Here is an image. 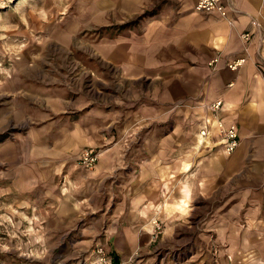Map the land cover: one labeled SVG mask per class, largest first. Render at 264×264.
<instances>
[{
  "label": "rangeland",
  "instance_id": "374dc122",
  "mask_svg": "<svg viewBox=\"0 0 264 264\" xmlns=\"http://www.w3.org/2000/svg\"><path fill=\"white\" fill-rule=\"evenodd\" d=\"M121 2L0 0V264H248L246 251L236 259L206 234L214 203L205 197L189 219L159 220L160 233L153 220L146 235L147 224H124L140 233L138 247L116 249L124 177H100L98 162L80 157L91 148L100 159L118 119L123 128L155 96V79L127 80L110 54L123 55L128 33L171 3L126 15Z\"/></svg>",
  "mask_w": 264,
  "mask_h": 264
},
{
  "label": "crops",
  "instance_id": "0c3cea01",
  "mask_svg": "<svg viewBox=\"0 0 264 264\" xmlns=\"http://www.w3.org/2000/svg\"><path fill=\"white\" fill-rule=\"evenodd\" d=\"M120 1L126 15L151 3ZM170 2L128 33L123 55L110 54L124 65L127 80L156 83L155 96L135 104L123 128L118 119V133L113 126L112 145L97 164L100 177L119 170L125 181L113 220L123 224L116 249L135 253L140 233L154 229L152 220L170 226L189 219L205 197L214 203L206 234L236 250L234 258L243 250L248 264H264V0H229L228 17L197 11L196 0ZM216 57L219 63L210 66ZM243 58L238 70L229 67ZM219 99L224 107L211 112L207 105ZM218 119L238 128L241 144L232 153ZM208 122L211 134L204 140L200 128ZM127 159L131 169L123 170ZM124 224L147 226L139 233Z\"/></svg>",
  "mask_w": 264,
  "mask_h": 264
},
{
  "label": "built area",
  "instance_id": "2783aa9c",
  "mask_svg": "<svg viewBox=\"0 0 264 264\" xmlns=\"http://www.w3.org/2000/svg\"><path fill=\"white\" fill-rule=\"evenodd\" d=\"M196 10L199 12H209V11H218L222 16L228 17L230 12V5L229 0H196ZM251 33H245L244 37L249 40L251 39ZM220 58L216 57L212 59L209 62L210 66L216 67L217 63H219ZM246 61V58L238 59L235 61L228 62L229 67L232 70H238L241 66H243V63ZM224 100L219 99L215 102H213L210 105H207L208 109L212 112H218L224 107ZM217 127L220 129V134L222 138V143L225 145L226 151L228 153H232L236 151L241 144V138L238 132V128L234 124L226 125L222 119H218L217 121ZM200 135L205 140L210 136L211 129L209 128V122L204 123L202 127L200 128ZM99 160V154L95 151V149L86 148L84 152L82 153L80 157V163L82 165H86L89 168L95 167V164ZM154 228L156 233H160L162 228V225L159 221V219H154Z\"/></svg>",
  "mask_w": 264,
  "mask_h": 264
}]
</instances>
